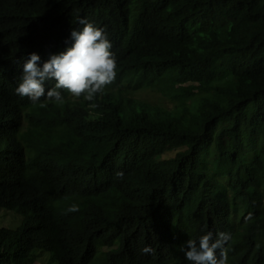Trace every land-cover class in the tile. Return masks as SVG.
<instances>
[{
	"label": "trees",
	"instance_id": "16d2710c",
	"mask_svg": "<svg viewBox=\"0 0 264 264\" xmlns=\"http://www.w3.org/2000/svg\"><path fill=\"white\" fill-rule=\"evenodd\" d=\"M81 19L115 81L92 101L17 95L24 60L70 47ZM0 210L17 219L0 264H191L175 240L208 232L231 235L228 264H264V0H0Z\"/></svg>",
	"mask_w": 264,
	"mask_h": 264
},
{
	"label": "clouds",
	"instance_id": "9594fccd",
	"mask_svg": "<svg viewBox=\"0 0 264 264\" xmlns=\"http://www.w3.org/2000/svg\"><path fill=\"white\" fill-rule=\"evenodd\" d=\"M79 23L83 27L71 32V46L59 54L50 55L42 66L41 57L35 52L24 60L22 76L15 89L17 95L27 97L33 104L46 97L47 100L62 105L64 96L61 90H64L74 97L83 96L92 101L115 81L117 58L111 51L112 43L105 30L86 19H81ZM48 81H55V84L46 91ZM39 106L46 107V104L39 103ZM123 175V172L116 173L117 178H123ZM77 211L79 206L76 204L67 209V212ZM168 235L171 239L178 237L174 230ZM230 239L231 235L226 232L218 233L215 239L213 233L208 232L199 238L198 243L190 238H178L175 241L180 244V250L185 252V258L191 264H228L225 245ZM185 247L186 250L183 249ZM154 251L151 246L141 249L142 254H154Z\"/></svg>",
	"mask_w": 264,
	"mask_h": 264
},
{
	"label": "rangeland",
	"instance_id": "374dc122",
	"mask_svg": "<svg viewBox=\"0 0 264 264\" xmlns=\"http://www.w3.org/2000/svg\"><path fill=\"white\" fill-rule=\"evenodd\" d=\"M140 90V91H139ZM138 91L131 94V96L143 103L149 104L151 106L162 107L165 109L173 108V103L165 97L163 94L149 89V88H141ZM201 96L197 95L195 100H198ZM184 149H174L169 150L162 153L158 156V159H171L176 155V153L182 151ZM242 216V206L241 203L238 202L232 208V218H233V228L237 230V223ZM17 219L8 211L0 210V227H13L16 225ZM35 264H47L46 256H40Z\"/></svg>",
	"mask_w": 264,
	"mask_h": 264
}]
</instances>
